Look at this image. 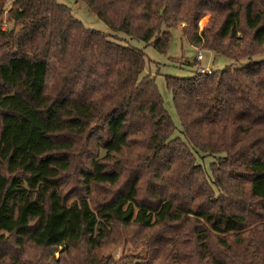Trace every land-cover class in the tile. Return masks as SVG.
<instances>
[{
  "label": "trees",
  "instance_id": "obj_1",
  "mask_svg": "<svg viewBox=\"0 0 264 264\" xmlns=\"http://www.w3.org/2000/svg\"><path fill=\"white\" fill-rule=\"evenodd\" d=\"M81 1L159 52L185 23L190 45L249 60L165 75L183 136L171 138L142 50L57 0H0V264L40 263L25 251L59 225L66 248L44 264H264V58L252 59L264 54V0ZM199 153L213 156L218 190L241 184L233 198L213 194ZM192 192L210 199L190 211ZM135 224L159 229L125 235L118 256L100 251L113 227Z\"/></svg>",
  "mask_w": 264,
  "mask_h": 264
},
{
  "label": "rangeland",
  "instance_id": "obj_2",
  "mask_svg": "<svg viewBox=\"0 0 264 264\" xmlns=\"http://www.w3.org/2000/svg\"><path fill=\"white\" fill-rule=\"evenodd\" d=\"M59 3L68 6L71 9L72 15L81 21L85 27L95 29L97 31L106 33L109 40L115 41L121 45L134 47L143 51L147 64L144 68L143 75H149L154 78L157 89L161 94L163 100V106L167 110L170 118L173 122L174 129L171 134V138L180 137L183 139L178 115L175 111L171 91L167 88L164 76L173 75L179 77H186L192 75L196 68L200 66H210L212 69H222L225 66L236 67L241 64L246 63L249 59H232L223 53H215L207 49L196 48L190 45L181 34V29L185 26V23H180L177 27L170 30V38L167 44L165 52L157 51L152 45L148 44L143 40L133 39L125 33L119 31H112L109 29L105 23L100 20L96 12L91 9L86 3L81 0H57ZM200 22H198L199 31L205 26L210 17L209 14H205ZM5 18V17H4ZM7 19V18H6ZM10 24V23H8ZM7 24V26H8ZM200 50L203 55V59L199 62L196 61V54ZM264 58L263 55H255L252 57L254 60ZM198 64V66H197ZM211 155H203L199 153L197 155V163L202 165L206 171V176L211 182L213 189V194L224 196L226 199L233 198L241 184H227L221 187L220 190L214 187L212 180V174L209 168L210 162L213 160ZM210 198L207 196H197L194 192L186 198V205L188 210H192L196 206H201L205 204ZM154 216V213H152ZM159 229V225L152 224L149 227H142L137 224L129 226L128 229L113 227L111 235L107 243L100 249L103 254L112 253L118 256L123 248L126 246L125 235H131L133 233L135 241H143L149 239L154 233ZM68 229L64 225H59L58 235L51 241L47 246H39L36 249H27L25 251V260L30 254H34L35 258L38 259L40 263L44 264L52 255L55 257L59 256V250L66 248L64 233ZM76 251H74L75 253Z\"/></svg>",
  "mask_w": 264,
  "mask_h": 264
},
{
  "label": "built area",
  "instance_id": "obj_3",
  "mask_svg": "<svg viewBox=\"0 0 264 264\" xmlns=\"http://www.w3.org/2000/svg\"><path fill=\"white\" fill-rule=\"evenodd\" d=\"M3 28H5L7 26V22L4 21L3 24H2ZM197 61H201L203 59V55H202V52L200 50H198L197 54H196V58H195ZM198 71L200 73H206V74H210L213 69L210 67V66H199L198 67Z\"/></svg>",
  "mask_w": 264,
  "mask_h": 264
},
{
  "label": "crops",
  "instance_id": "obj_4",
  "mask_svg": "<svg viewBox=\"0 0 264 264\" xmlns=\"http://www.w3.org/2000/svg\"><path fill=\"white\" fill-rule=\"evenodd\" d=\"M4 17H5V19L7 18L6 15H4ZM199 62H200V61H199ZM197 66H198V64H197Z\"/></svg>",
  "mask_w": 264,
  "mask_h": 264
}]
</instances>
